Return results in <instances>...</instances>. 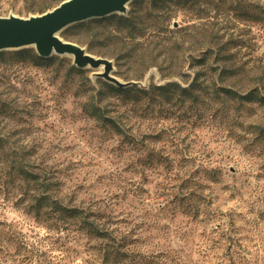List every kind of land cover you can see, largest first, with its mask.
Returning <instances> with one entry per match:
<instances>
[{
    "label": "rangeland",
    "instance_id": "obj_1",
    "mask_svg": "<svg viewBox=\"0 0 264 264\" xmlns=\"http://www.w3.org/2000/svg\"><path fill=\"white\" fill-rule=\"evenodd\" d=\"M63 1L0 0V18ZM150 1L127 7L150 14L128 45L134 57L101 58L122 83H143L151 71L145 89L185 88L197 74L194 102L111 96L91 70L69 71V57L0 65L9 114L0 113V264H264V21L233 10L245 0L198 10L163 0L158 13ZM219 88L262 101L231 100ZM99 91L119 132L85 111ZM50 202L80 210L105 236Z\"/></svg>",
    "mask_w": 264,
    "mask_h": 264
},
{
    "label": "trees",
    "instance_id": "obj_2",
    "mask_svg": "<svg viewBox=\"0 0 264 264\" xmlns=\"http://www.w3.org/2000/svg\"><path fill=\"white\" fill-rule=\"evenodd\" d=\"M140 0H134L131 3L132 7L137 6ZM168 3L174 2L176 5H181L183 8L189 10H198L199 6H201V2H205L207 0H166ZM260 2L262 0H256ZM163 0H151L150 4L152 7H156L157 13L163 12ZM209 3V2H208ZM233 10L239 11V14L247 18V20L251 22H261L264 21V8L258 3H254L253 0H245L244 3L235 4ZM152 11V10H150ZM39 14L46 12V9H37ZM124 16L112 15L110 17L90 20L86 22H82L80 24H75L70 27H67L61 33V38L68 42L75 43L76 45L87 47V50L100 57H109L114 58L118 63L119 60L125 59L129 60L134 57L133 50L128 48L129 43L135 40L136 37H140L144 35L146 30L147 21L145 19L149 18V13L145 16H139L135 14V9H132ZM143 17L145 19H143ZM113 46L111 53L109 52V48ZM114 49H117L118 52L114 54ZM109 56H108V55ZM114 54V55H113ZM58 60L56 56L50 57L48 59H42L37 57L35 51L31 48H25L19 51H8V52H0V65L11 66L13 64H23L29 63L34 67H41L48 64L53 63V61ZM8 61V62H7ZM198 62V61H197ZM69 71L73 72L76 75L83 76L85 71L77 70L75 67L71 66L68 68ZM224 72V71H223ZM196 78L193 79L192 82H188L186 87L183 88L176 82L173 83H165L163 85H159L158 87L154 85H150L148 89H140L135 87L129 88H117L112 85L107 84L102 80H96V84H98L103 90L109 93L111 96H118L127 100H131L132 102L139 101H147L149 102L152 99L158 98L161 99L168 104L171 103L175 95L178 97H183L187 99L188 102H194L198 99V94H200L199 87V77L196 74ZM216 92H221L224 96L228 97L231 100H238L240 102L249 103V102H261L260 98L256 97L252 93H249L247 96H240L235 93H231L227 89L219 88L215 89ZM100 102V91L97 92L94 96L91 97L90 103H87L85 106V111L87 115L94 118L98 121L108 122L111 125L114 131L119 132V128L117 124L111 120L106 119L103 115V109L99 105ZM2 103L0 102V113H4L9 115L7 110L2 107ZM15 114V113H11ZM14 115H12L13 117ZM42 200H38L36 202L37 206H40ZM51 208L54 210H63L64 214L68 219L71 220H80L84 225V229L87 233L95 236V237H103L105 236V232L98 229V226L92 223H87L85 216L80 210L75 208L73 209H63L59 206L56 207V204L50 202ZM117 255H113V258H116Z\"/></svg>",
    "mask_w": 264,
    "mask_h": 264
},
{
    "label": "water",
    "instance_id": "obj_3",
    "mask_svg": "<svg viewBox=\"0 0 264 264\" xmlns=\"http://www.w3.org/2000/svg\"><path fill=\"white\" fill-rule=\"evenodd\" d=\"M134 0H64L52 10L37 16L0 18V52L19 51L31 48L37 57L48 59L53 55L69 57L77 70L89 69L94 80H103L117 88L135 87L145 89L151 71L143 83L128 81L122 83L113 76L112 63L101 57L88 54L72 42H66L60 34L75 24L97 20L112 15L126 16L128 5ZM170 83V82H167Z\"/></svg>",
    "mask_w": 264,
    "mask_h": 264
}]
</instances>
